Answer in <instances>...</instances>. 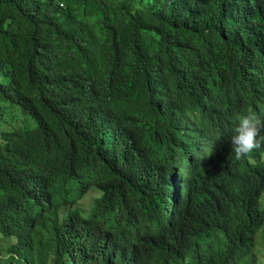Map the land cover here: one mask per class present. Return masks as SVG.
<instances>
[{
  "label": "trees",
  "instance_id": "1",
  "mask_svg": "<svg viewBox=\"0 0 264 264\" xmlns=\"http://www.w3.org/2000/svg\"><path fill=\"white\" fill-rule=\"evenodd\" d=\"M248 113L264 0H0L5 264H257L264 145L231 149Z\"/></svg>",
  "mask_w": 264,
  "mask_h": 264
},
{
  "label": "rangeland",
  "instance_id": "2",
  "mask_svg": "<svg viewBox=\"0 0 264 264\" xmlns=\"http://www.w3.org/2000/svg\"><path fill=\"white\" fill-rule=\"evenodd\" d=\"M24 121L28 122L26 117L21 116L18 113H8L5 115V123L3 125V128L12 129L13 127L22 125ZM249 160L255 162L252 157H249ZM261 162L264 164V154H262L261 156ZM70 187H74V185L71 184ZM100 194L101 193L98 190H91L86 195L78 199L74 207L79 208V210L82 212L90 213L93 202L100 197ZM76 197L77 193L75 191L69 193L70 199H75ZM55 201L56 203L60 202V194L58 190H55ZM261 208L264 211V196L261 199ZM9 244L10 241L0 235V264H5L7 262V255L5 254V252ZM255 253L257 255V264H264V233H259L257 236Z\"/></svg>",
  "mask_w": 264,
  "mask_h": 264
},
{
  "label": "clouds",
  "instance_id": "3",
  "mask_svg": "<svg viewBox=\"0 0 264 264\" xmlns=\"http://www.w3.org/2000/svg\"><path fill=\"white\" fill-rule=\"evenodd\" d=\"M237 126L231 137V149L236 159L248 157L252 152L264 145V121L252 113L241 114L236 117Z\"/></svg>",
  "mask_w": 264,
  "mask_h": 264
}]
</instances>
